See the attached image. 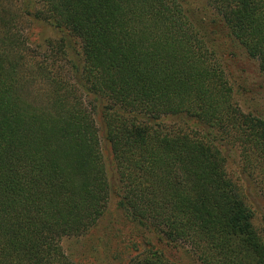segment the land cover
I'll return each instance as SVG.
<instances>
[{
    "label": "trees",
    "instance_id": "trees-1",
    "mask_svg": "<svg viewBox=\"0 0 264 264\" xmlns=\"http://www.w3.org/2000/svg\"><path fill=\"white\" fill-rule=\"evenodd\" d=\"M205 4L264 72V0ZM235 156L264 196V118L183 0H0V264H83L62 242L113 195L137 232L121 264H264Z\"/></svg>",
    "mask_w": 264,
    "mask_h": 264
},
{
    "label": "rangeland",
    "instance_id": "rangeland-1",
    "mask_svg": "<svg viewBox=\"0 0 264 264\" xmlns=\"http://www.w3.org/2000/svg\"><path fill=\"white\" fill-rule=\"evenodd\" d=\"M197 25L206 35L209 45L224 63L230 83L234 89L235 101L243 111L264 118V72L256 60L249 58L241 49L233 47L224 36H217L211 30V14L205 0H183ZM36 35L43 43L57 38L58 32L45 23L36 27ZM79 50L80 48L76 45ZM104 156L109 174L112 175L110 155L104 146ZM232 178L243 184L248 195L247 203L254 211V224L264 237V196L254 185L244 182L240 174L238 156L228 161ZM137 235L134 224L118 205V197L113 195L108 209L99 226L87 235L67 238L63 248L74 260L83 264H121L118 256L126 244ZM148 236L151 238V233ZM184 264H198L194 259L184 256Z\"/></svg>",
    "mask_w": 264,
    "mask_h": 264
}]
</instances>
